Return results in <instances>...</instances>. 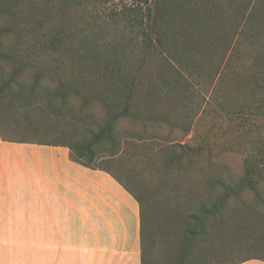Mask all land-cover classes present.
<instances>
[{
	"label": "rangeland",
	"instance_id": "374dc122",
	"mask_svg": "<svg viewBox=\"0 0 264 264\" xmlns=\"http://www.w3.org/2000/svg\"><path fill=\"white\" fill-rule=\"evenodd\" d=\"M214 1H166L154 23L140 15L149 38L124 22L136 18V0H20L2 20L15 54L0 70V89L15 80L0 93L2 139L91 142L125 107L102 80L104 66L116 62L134 79V101L117 120L119 150L95 148L141 206L148 264L264 258V211L250 190L231 198L224 218H205L204 233L191 217L219 199L211 178L235 186L250 163H264V0ZM51 31L70 36L60 53L36 41ZM38 75L47 91L31 98Z\"/></svg>",
	"mask_w": 264,
	"mask_h": 264
},
{
	"label": "crops",
	"instance_id": "0c3cea01",
	"mask_svg": "<svg viewBox=\"0 0 264 264\" xmlns=\"http://www.w3.org/2000/svg\"><path fill=\"white\" fill-rule=\"evenodd\" d=\"M70 154L0 138V264H142L138 200Z\"/></svg>",
	"mask_w": 264,
	"mask_h": 264
},
{
	"label": "trees",
	"instance_id": "16d2710c",
	"mask_svg": "<svg viewBox=\"0 0 264 264\" xmlns=\"http://www.w3.org/2000/svg\"><path fill=\"white\" fill-rule=\"evenodd\" d=\"M128 1V0H123ZM138 1L137 6L133 7L136 18L133 19L131 15L125 16L124 22L126 25H129V27L135 28V30L140 35H145L149 38V34L143 27V17H140V15H145L147 12L148 18L150 16H153V23L158 22L159 20L163 21L162 18H164V11L166 10V7L164 6L166 1L170 0H136ZM173 1V0H172ZM210 3L214 4V0H206ZM20 0H0V70H3L5 65L9 62H14V56L15 54L11 51H9L3 41V34L9 31V28H12L11 24H2V20L6 18L8 21L11 19V16H13L15 9L19 8L17 7L19 5ZM171 4V2H170ZM145 6V7H144ZM170 5L169 7H171ZM127 7V6H125ZM36 8V7H32ZM130 8V10H132ZM168 12V11H167ZM133 20V21H132ZM134 22V23H131ZM44 21L41 19V21L37 24V28L43 27ZM39 26V27H38ZM41 27V28H42ZM127 26V28H129ZM130 29V28H129ZM70 36L67 33L63 32H57L53 33L52 31L49 34H39L38 37H36V41L44 42L40 44L41 46H45V48H48L50 51L54 53H60L64 47H66V44ZM143 41H147V39H143ZM76 61L78 59H75ZM86 60V59H85ZM85 62V61H84ZM88 61H86L87 64ZM96 63L97 71L93 74L98 78L99 81V59L94 61ZM78 64L81 66L84 65V63L81 64V62L78 60ZM92 74V75H93ZM13 76V75H12ZM3 77L0 78L2 80ZM102 80L105 82L106 86L109 88L110 92L113 93L112 90H115L119 93L117 98H121V102H125V107L119 113L118 115L115 114L112 117H109V120L106 122L104 127H102L99 131L92 133V141L91 142H83L82 140H75L72 142H67L65 138H62L58 142L56 141H32L29 142L28 140H20L18 142H24V143H37L41 145H50V146H64L68 147L71 151V159L74 162H77L79 164H82L86 167L92 168V169H99L106 171L110 173L115 179L118 180V178L111 173L109 170L103 168L101 165H99V157L100 159L103 158V155L99 154V151H96L95 146H98L102 144V142L107 141L111 144L112 152H117L119 150V145L121 142L120 134L118 133L117 129V120L118 117L124 114H128L129 107L131 106L132 102L134 101V85L135 81L134 79L130 80L124 77L122 72L117 71L116 68V62L111 64H106L104 66V71L102 74ZM14 78L10 77V79L4 83L0 89V93H4L6 91L12 92V82H14ZM42 79L38 75L37 81L35 82L34 87L30 91L31 98L36 96L38 92H46V86L42 85ZM17 87H22V83L18 82ZM38 91V92H37ZM40 94V93H39ZM64 96V95H63ZM66 99L64 97L65 102ZM116 155L111 154L108 156L109 159L115 158ZM166 158V156H165ZM170 162V161H169ZM262 161H257L255 163H250V166H247L245 175L240 178L237 185L232 186L228 185L225 182V179H222L221 177H214L213 179H210V185H219V187L222 188V193L219 197V199L210 207H207L206 205L199 206L197 212L193 214L191 217L192 219L198 224L201 231L204 233V219L208 217H222L224 218L228 210L230 208V201L232 197H235L237 201L242 200L241 192L245 190H250L256 199L257 204L261 209L264 211V163L260 164ZM170 164V163H169ZM119 181V180H118ZM120 182V181H119ZM143 230H142V264H148V259L146 257V243L143 236ZM187 253L185 251L182 255V257ZM249 259H261L264 260V258L261 257H251L248 259H245L243 261L249 260ZM240 261V262H243ZM239 262V263H240ZM238 264V263H235Z\"/></svg>",
	"mask_w": 264,
	"mask_h": 264
}]
</instances>
